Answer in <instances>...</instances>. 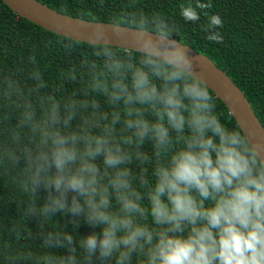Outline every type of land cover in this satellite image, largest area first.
<instances>
[{
    "label": "clouds",
    "instance_id": "9594fccd",
    "mask_svg": "<svg viewBox=\"0 0 264 264\" xmlns=\"http://www.w3.org/2000/svg\"><path fill=\"white\" fill-rule=\"evenodd\" d=\"M211 6L183 0L180 16L223 43ZM49 23L45 47L68 57L55 81L34 54L0 69V181L18 212L0 217V264H264V136L221 122L176 25L139 0Z\"/></svg>",
    "mask_w": 264,
    "mask_h": 264
},
{
    "label": "trees",
    "instance_id": "16d2710c",
    "mask_svg": "<svg viewBox=\"0 0 264 264\" xmlns=\"http://www.w3.org/2000/svg\"><path fill=\"white\" fill-rule=\"evenodd\" d=\"M64 14V10L76 17L83 11L87 17H94L103 22L123 8L126 0H38ZM183 0H139L140 7L146 12H160L176 25V39L191 46L199 53L208 56L219 68L224 70L232 81L244 92L253 111L264 128V0H201L211 3L206 9L210 14H218L223 20V27L218 31L223 35V43L206 39L201 25L207 18L201 14L196 23L185 22L180 16L179 5ZM55 34L31 21L18 16L0 0V69L15 67L21 59L35 55L38 65L46 80L55 81L57 73L66 67L68 57L58 46L45 47L46 40ZM217 105V114L229 128H238L225 104L208 89ZM5 181H0V217L18 216L14 202L8 200L9 189ZM41 192L40 196L43 197ZM42 202V201H41ZM69 216H57L65 223ZM27 226L36 231L34 219L27 221ZM66 231L71 232L69 224ZM91 229L81 222L76 234L83 236ZM37 237L35 243H39ZM63 253V250H57Z\"/></svg>",
    "mask_w": 264,
    "mask_h": 264
},
{
    "label": "water",
    "instance_id": "95a60500",
    "mask_svg": "<svg viewBox=\"0 0 264 264\" xmlns=\"http://www.w3.org/2000/svg\"><path fill=\"white\" fill-rule=\"evenodd\" d=\"M2 1L18 16L23 17L48 31H51L49 20H51L54 15H63V13L38 0ZM181 44L189 49L190 55L196 62L197 68L203 72L209 89L212 90L214 95L225 104L237 126L239 127L241 122H245L254 127L261 136H264V128L253 111L250 102L244 95V92L232 81L226 72L219 68L205 54L197 52L187 44Z\"/></svg>",
    "mask_w": 264,
    "mask_h": 264
}]
</instances>
